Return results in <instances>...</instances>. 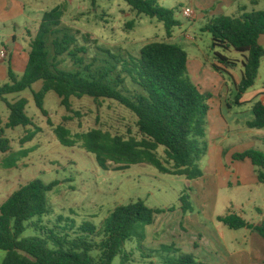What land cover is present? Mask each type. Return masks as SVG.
<instances>
[{"label":"trees","instance_id":"1","mask_svg":"<svg viewBox=\"0 0 264 264\" xmlns=\"http://www.w3.org/2000/svg\"><path fill=\"white\" fill-rule=\"evenodd\" d=\"M124 1L139 16L162 23L169 42L147 44L137 58L129 57L120 62L110 55L113 64L107 60L98 64L93 60L85 66L82 55L87 54V48L79 46L75 36L65 32L60 35L62 9L57 7L46 13L31 41L25 72L19 76L9 69V82L0 84V100L9 111L8 122L4 126L0 123L1 153L12 149L5 135L7 130L30 127L39 130L28 116L29 101L22 98L11 103L7 97L31 92L37 109L48 117L45 102L47 95L53 92L68 114H78L73 111V98H90L97 103L102 100L116 102L136 115L140 140L114 136L101 129L76 135L73 139L63 125L54 129L62 145L75 147L82 143L88 153L95 155L98 166L104 171H110L112 165L116 166L115 171L122 172L135 165L149 164L162 174L185 176L188 180L203 177L198 164L209 151L206 135L209 96L202 94L190 79L186 51L170 42L181 24L175 19L174 11L162 7L158 0ZM203 32L212 36L216 72L228 75V71L242 65L235 98V104L241 106L244 94L255 86L264 60V48L259 44L264 35V12L245 13L238 18L220 16L206 25ZM231 50L241 54L243 60H233L224 54ZM65 56L72 60L77 71L61 70L63 61L60 59ZM127 79L135 86V92L125 91ZM38 83H42V87L34 91ZM253 114L247 128L263 130V103L255 104ZM35 135L36 132H28L24 143L33 140ZM160 148L164 149L165 163H173L171 168L159 158ZM247 159L264 185V152L251 149L233 156L234 161ZM57 185V182L46 184L39 179L33 180L21 186L1 206L0 250L7 253L3 264H113L125 243L136 236L139 225H152L156 215L165 213L147 207L142 201L133 202L116 207L101 231L86 223L76 236H72L67 230L57 232L58 227L50 229L41 222L51 214L48 194ZM218 220L230 230L250 228L264 238V223L250 225L235 214ZM29 222L35 230L41 231L40 237H23ZM95 250L100 252L98 257L92 256ZM163 264L200 263L192 255L180 253L177 259Z\"/></svg>","mask_w":264,"mask_h":264},{"label":"rangeland","instance_id":"2","mask_svg":"<svg viewBox=\"0 0 264 264\" xmlns=\"http://www.w3.org/2000/svg\"><path fill=\"white\" fill-rule=\"evenodd\" d=\"M256 1L253 3V0H240L238 6H245L247 13H252L254 10L264 12V0ZM43 2L47 12L57 7L62 9L63 24L60 35L65 32L75 36L79 46L87 48V54L82 55L85 66L93 63V60L98 61V64L99 61L104 60L113 64L114 60L110 55L123 62L129 57H139L141 49L147 44L169 42L162 23L144 15L139 16L124 0H96V2L43 0ZM158 2L162 7L174 11L175 19L181 24L175 32L188 33L194 40L179 43L188 55L191 67L189 77L192 82L195 84L196 80L191 73L194 64L201 63L205 69L217 73L213 67L211 68L207 59L208 57L215 59V51L212 48L211 34L202 31L204 24L208 22L203 18L206 12L194 5L193 0H158ZM187 8L195 14L200 13L201 18L185 17L184 10ZM208 12L211 13V10ZM228 16L236 15L229 13ZM224 54L232 59H241V54L234 50L232 53ZM60 60L63 61L61 70L77 71L69 57L65 56ZM235 72L241 76L242 67L237 68ZM6 83L8 81L1 85ZM204 86L202 84V87ZM41 87L42 83L36 84L34 91ZM124 89L126 92H135V86L129 79ZM126 92L124 94L127 95ZM208 92L204 91V95L207 96ZM24 94L29 101L28 116L33 119L39 130L36 131V128L32 127L15 131L7 130L9 131L7 138L11 141L12 149L6 154L0 152L2 183L0 208L11 194L19 190V186L39 179L46 184L58 183L48 194L51 214L41 219L42 225L50 229L58 227L56 231L61 233L67 230L72 236H76L78 229L86 223L101 231L105 221L118 206L142 201L151 209L164 211L165 213L156 215L152 225L138 226L136 236L125 243L121 254L115 258L113 264H163L167 260L177 259L180 253L192 254L200 264H225V261H221L213 251L214 217L228 214L226 205L229 200L234 201V208L230 209L231 214L239 216L244 214L247 220L258 215V210L264 212V186L262 190L255 192L229 189L218 193L213 178H198L188 182L185 176L162 174L149 164L135 165L122 172L115 171L116 166L112 165L110 171H104L98 166L95 155L88 153L82 147V143L75 147H66L61 144L54 129L63 125L70 131L73 139L76 135L101 129L114 136L140 140L135 114L116 102L102 100L97 103L90 98H73V111L78 114H68L60 105L59 97L51 92L45 102L49 116L45 117L37 109L32 93L24 92ZM259 94H264V60L256 88L250 89V92L244 96V101L262 100L264 95ZM17 97L18 95H11L8 96V100L13 101ZM234 100V97H231L230 101L234 102ZM208 106L212 110L215 107L211 103H208ZM8 114L6 105L0 100V121H5ZM66 117H70V120L66 121ZM231 125L232 131L241 129L237 123ZM213 128V120L207 119V142L214 152H217L219 147L240 151L244 148V144L251 140L247 135L229 139L230 134L227 130L223 137L214 142ZM28 132H36V135L33 140L24 143L23 139ZM158 156L166 166L169 168L173 166L172 162L165 163L163 148L159 149ZM209 159L210 153H207L198 164L203 174ZM14 186L16 189L12 188ZM182 198L184 199L181 201ZM215 199H218L217 205H214ZM31 223H27L28 228L23 237H40L41 231L35 230ZM226 232L229 243L235 238L242 243L246 235L243 230L227 228ZM201 236L208 239L202 245L197 244ZM192 238L196 242L195 247L190 244ZM218 242L216 240V243ZM217 245L219 249L223 248L221 244ZM245 246V243L235 244L237 249H244ZM221 253L225 252L221 251ZM99 254L98 250L92 252L93 257H98ZM6 256L7 253L0 250V264L4 263ZM227 256L230 257L229 254ZM247 262L243 256H238L232 264H248Z\"/></svg>","mask_w":264,"mask_h":264},{"label":"crops","instance_id":"3","mask_svg":"<svg viewBox=\"0 0 264 264\" xmlns=\"http://www.w3.org/2000/svg\"><path fill=\"white\" fill-rule=\"evenodd\" d=\"M239 1L240 0H193L194 5L200 7L206 12L203 18L208 22L204 24L202 31L204 27L215 18L228 16L229 13L236 15L234 17L238 18L247 13V8L245 6H238ZM256 2V0H253V3ZM208 10H211V13L208 12ZM48 12L43 0H0V50L6 49L8 53L7 59L5 61H0V84L6 81L9 82V69L19 76L23 75L29 60L31 41L36 36L42 19ZM254 12H257V10H254ZM193 18L200 19L201 14L194 13ZM183 41L194 40L188 35V33L185 34L183 32H174L173 38L170 40L171 43L178 45L179 43L182 44ZM259 44L264 48V35L260 37ZM232 51L233 50L228 53H232ZM207 59L212 68L213 65L216 64L215 59L212 60L209 57ZM233 60L242 61L243 57L241 56V59L237 58ZM240 66L242 67V65L239 64L237 68ZM190 68V62H188V69L190 70ZM203 69L205 68L201 63L194 64L191 73H193L196 79L195 85L202 94H204V91H211L207 93V96H209L207 104L211 103L215 106L213 110L209 108L208 113V119H211V121L213 120L214 142H217L218 139L223 137L227 130L230 134L228 137L229 139L230 137L247 135L251 140L246 142L244 148H241L240 151L227 150L219 147L218 151L214 152L209 146L208 153H210V159L208 161V166L204 169L203 177L200 179L205 177L213 178L212 181H214V186L217 185L218 193L229 189L246 190L249 192L260 191L264 185L259 182L256 168L253 166L252 162L248 159L245 161H234L233 156L236 153H242L251 149H257L264 152V129L253 130L247 128V124L254 118L253 107L258 102H261L264 105V96L262 100H258L257 102H246L244 101V96L250 92L249 90L244 94L241 100V103L243 104L237 106L235 100L232 102L230 99L231 97H234L235 99L237 96L236 86L241 81L243 67L241 76L236 74V69L228 71V75H223L218 72L212 73L209 69ZM261 69L262 63L260 70ZM198 75L200 76L197 78ZM207 75L209 77L205 78ZM202 84L205 86L202 87ZM256 84L251 90H255ZM25 96L26 95L22 93L18 94V97L13 101H9L8 97L7 100L11 103H15L22 98H26ZM8 119L9 114L8 118L5 121H0V123L5 125L8 122ZM231 123H237L241 129L234 131L230 130L232 129ZM9 131L6 132V137H8ZM1 186L2 183L0 182V192ZM12 188L16 189V186ZM20 188L21 186H19V189ZM217 200L218 199H215L214 205H217ZM226 207L228 214L215 216L212 221L215 234L212 244L216 256L221 259V261H225V264H232V261H235L238 256H243V259L247 260L248 264H264V238L254 232L253 229H242L246 232L242 243H239L237 238L232 239L230 241L231 244L227 242V227L219 222L218 219L220 217L232 215L230 209L234 208V201L229 200ZM257 209L258 208L256 207L255 210ZM240 217L246 220L250 225L256 226L264 223V212L261 210H258V215L252 216L251 220H247V216L244 214L240 215ZM207 240V238L201 236L197 241V244H205ZM216 240L219 242L216 243ZM195 243L196 242H194L192 238V241L190 242L191 246L194 245L195 247ZM236 243L240 245L245 243L246 246L244 249H237L235 247ZM217 244H221L223 248L219 249ZM221 251L225 253L223 254ZM226 253L229 254V258Z\"/></svg>","mask_w":264,"mask_h":264},{"label":"built area","instance_id":"4","mask_svg":"<svg viewBox=\"0 0 264 264\" xmlns=\"http://www.w3.org/2000/svg\"><path fill=\"white\" fill-rule=\"evenodd\" d=\"M184 16L187 18H193L194 13L190 8L184 10ZM8 53L6 49L0 50V61H5L7 59Z\"/></svg>","mask_w":264,"mask_h":264}]
</instances>
